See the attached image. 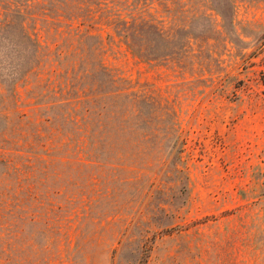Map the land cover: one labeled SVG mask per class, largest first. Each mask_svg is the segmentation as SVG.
Masks as SVG:
<instances>
[{
    "label": "rangeland",
    "instance_id": "obj_1",
    "mask_svg": "<svg viewBox=\"0 0 264 264\" xmlns=\"http://www.w3.org/2000/svg\"><path fill=\"white\" fill-rule=\"evenodd\" d=\"M0 264H264V0H0Z\"/></svg>",
    "mask_w": 264,
    "mask_h": 264
}]
</instances>
